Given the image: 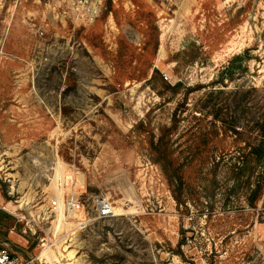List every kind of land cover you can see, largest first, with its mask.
<instances>
[{
    "label": "rangeland",
    "instance_id": "obj_1",
    "mask_svg": "<svg viewBox=\"0 0 264 264\" xmlns=\"http://www.w3.org/2000/svg\"><path fill=\"white\" fill-rule=\"evenodd\" d=\"M77 1L0 0V241L35 264H264V195L229 173L254 102L208 96L238 54L222 88L264 89V0H93L91 21ZM72 195L115 215L80 229Z\"/></svg>",
    "mask_w": 264,
    "mask_h": 264
},
{
    "label": "trees",
    "instance_id": "obj_2",
    "mask_svg": "<svg viewBox=\"0 0 264 264\" xmlns=\"http://www.w3.org/2000/svg\"><path fill=\"white\" fill-rule=\"evenodd\" d=\"M244 55H236L223 70L221 81L226 86L225 80H231L234 77V63L239 61L242 64ZM242 66V65H241ZM179 83L173 85V88ZM222 85L218 89H214L208 93V96L216 94L228 93L233 98L242 97L250 99L254 102L253 115L251 117L250 132L251 137L246 142V150L240 151L237 159L230 166V178L233 180L232 188H244V196L247 204L252 208H257L259 201L264 195V89L250 87L247 90L235 89L233 91H225ZM229 97V96H228ZM215 117H220L221 110L215 109ZM225 124V120L221 119ZM236 133H240L238 129H231ZM244 131V127L242 128ZM152 151L154 161L159 164L164 176L170 186L171 192L179 204H181V193L184 186V173L181 164L175 163L173 152L169 147L168 134L164 132L159 135L157 143H152Z\"/></svg>",
    "mask_w": 264,
    "mask_h": 264
},
{
    "label": "built area",
    "instance_id": "obj_3",
    "mask_svg": "<svg viewBox=\"0 0 264 264\" xmlns=\"http://www.w3.org/2000/svg\"><path fill=\"white\" fill-rule=\"evenodd\" d=\"M92 6H96L93 0L77 1V7H80L83 10V14L89 17V21L94 19L92 12H89ZM49 205L51 206V210L58 212L60 209L58 197L51 198ZM66 210L78 218L77 226L80 229H87L94 220L107 219L115 215L113 202L104 195H90L84 199L80 196L76 197L72 195L67 199ZM0 264H35V258L27 256L22 259L18 257L1 240Z\"/></svg>",
    "mask_w": 264,
    "mask_h": 264
}]
</instances>
